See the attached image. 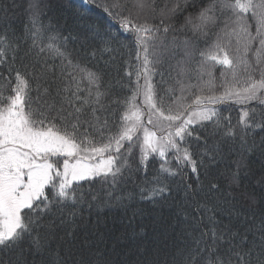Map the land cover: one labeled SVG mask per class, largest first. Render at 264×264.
Returning a JSON list of instances; mask_svg holds the SVG:
<instances>
[{"label":"snow or ice","instance_id":"obj_1","mask_svg":"<svg viewBox=\"0 0 264 264\" xmlns=\"http://www.w3.org/2000/svg\"><path fill=\"white\" fill-rule=\"evenodd\" d=\"M82 2L0 0V264H264V0Z\"/></svg>","mask_w":264,"mask_h":264},{"label":"trees","instance_id":"obj_2","mask_svg":"<svg viewBox=\"0 0 264 264\" xmlns=\"http://www.w3.org/2000/svg\"><path fill=\"white\" fill-rule=\"evenodd\" d=\"M52 3L54 5L53 11L50 13V15H61L66 14L68 16H71L74 12H80L84 13L85 15L95 17L100 14V10L94 6L92 3H83L81 0H52ZM70 4V7H69ZM122 39H125L127 42L132 44L131 48V60L132 63H135V45L133 43V37L132 36H126L122 37ZM69 47H72L70 44ZM125 59H129L127 55V51L125 52ZM123 71V69H122ZM216 75L219 76V69H217ZM134 78V77H133ZM159 79V77H157ZM2 83V81H0ZM221 112L225 116H231L232 122L235 124L239 119V113L240 108L236 105H223L221 106ZM193 143V150L195 151V142ZM168 159H173L172 154L169 155ZM161 159L158 157L150 158L149 162V175L154 174L155 170H157L160 167ZM173 166H175V163L173 162ZM185 171L190 173V169H185ZM203 179V177H201ZM87 187V185H85ZM143 207L147 208L149 212H151V206L147 203L142 205ZM130 214V213H129ZM164 216H168L169 212L168 210H163ZM93 219H95L93 217ZM104 223L102 225V228L107 231L108 229L112 230L113 238L120 236L121 233H126L123 242L125 244L131 245L133 241L130 239L132 234V227L128 224L127 218L121 219L120 214L116 213L115 218L113 217V214L105 212L102 217ZM137 225L143 224L145 226V232L147 233V239H151L153 237L154 229L158 228V224H154V214L153 215H145L144 217H138L136 221ZM137 232H139V227L135 229ZM140 238H137L139 240Z\"/></svg>","mask_w":264,"mask_h":264},{"label":"rangeland","instance_id":"obj_3","mask_svg":"<svg viewBox=\"0 0 264 264\" xmlns=\"http://www.w3.org/2000/svg\"><path fill=\"white\" fill-rule=\"evenodd\" d=\"M82 1V0H81ZM145 123H147V118L145 117ZM150 127V126H149ZM62 162V161H61Z\"/></svg>","mask_w":264,"mask_h":264}]
</instances>
